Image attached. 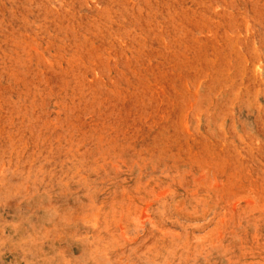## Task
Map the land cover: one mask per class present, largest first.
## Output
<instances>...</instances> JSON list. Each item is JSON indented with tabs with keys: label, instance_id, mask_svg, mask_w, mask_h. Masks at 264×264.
I'll use <instances>...</instances> for the list:
<instances>
[{
	"label": "rangeland",
	"instance_id": "1",
	"mask_svg": "<svg viewBox=\"0 0 264 264\" xmlns=\"http://www.w3.org/2000/svg\"><path fill=\"white\" fill-rule=\"evenodd\" d=\"M0 264H264V0H0Z\"/></svg>",
	"mask_w": 264,
	"mask_h": 264
}]
</instances>
